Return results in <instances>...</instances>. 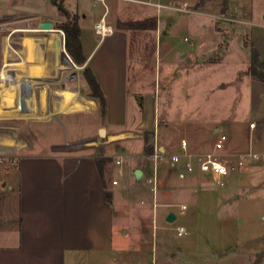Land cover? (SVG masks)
<instances>
[{
	"label": "crops",
	"instance_id": "0c3cea01",
	"mask_svg": "<svg viewBox=\"0 0 264 264\" xmlns=\"http://www.w3.org/2000/svg\"><path fill=\"white\" fill-rule=\"evenodd\" d=\"M184 2L193 12L215 18L216 34L208 45L202 38L190 42L183 35L178 39L179 31L185 29L179 25L187 27L188 20L176 11L191 12L176 8ZM89 3L63 0L68 10L78 14L84 56L79 68L84 97L93 107L83 109L89 102L73 91L79 102L77 108L62 110V104L56 106L57 111L49 116L26 122L17 138L11 134L14 143L2 148L11 149L12 158L0 159V264H240L239 254L244 264H251V253L261 251L259 264H264V241L258 237L261 232H253L255 241L247 245V254L238 245H214L207 251L194 241L172 242L163 232L158 238L157 232L158 226H166L169 211L176 214L171 207L186 203L177 199L175 189L214 182L197 170H183L181 139L186 140L190 153L204 152L212 148L207 137L214 138L217 124L230 120L225 117L214 121L213 131L202 129V138L197 137L204 123L200 118L181 122L191 127L189 131L169 132L174 120L180 119L179 115L173 117L174 111L179 112L178 107L173 108V101L177 96L180 100L186 97V87L193 80L197 82L210 66L227 62L234 43L237 51H245L248 63L231 79H221L220 86L243 82L252 95L264 101V81L247 73L240 75L249 64L248 44L252 43L264 59V12L251 19L242 18L232 12L230 0L225 12L221 0H206L198 6L196 0H106V9L100 2L101 10ZM209 3L216 6V12L199 9ZM105 10L114 30L98 40L92 25ZM137 22L139 25L133 24ZM241 25L247 26L248 32L242 33ZM68 61L72 65L67 67L76 66ZM85 66L91 68L105 96L104 114L89 96ZM59 114L66 120H60ZM159 123L163 124L161 129ZM147 130H153L149 142H156L161 151L181 154L177 163L168 159L159 162L154 194L148 180L151 153L144 150ZM223 148L221 153L225 155L247 150L241 136ZM96 156L110 159L103 176ZM245 167L261 173L255 185L252 181L245 185L249 192L258 190L261 197L262 162L248 163L227 176L222 186L233 175L245 172ZM136 169L141 170L139 175ZM234 182L227 187L237 188L240 180ZM261 212L264 218V210Z\"/></svg>",
	"mask_w": 264,
	"mask_h": 264
},
{
	"label": "rangeland",
	"instance_id": "374dc122",
	"mask_svg": "<svg viewBox=\"0 0 264 264\" xmlns=\"http://www.w3.org/2000/svg\"><path fill=\"white\" fill-rule=\"evenodd\" d=\"M74 1L67 0V3L71 4ZM178 1L182 3V0ZM230 3L232 12L242 18L251 19L258 16L260 12H264V0H230ZM89 5L98 10L102 9L101 3L94 0H90ZM250 7L253 12L250 11ZM199 9L217 11L216 6L211 3ZM176 12L181 14L182 19L188 20L186 21L187 27L179 25L185 29L179 31L178 39L186 35L190 42L202 38L203 43L208 45L213 41V36L216 34L213 27L215 20L213 16L193 11ZM65 19L66 17L51 0H0V88L25 90V103L9 104L1 110L0 159L12 158L11 149H2L14 143L15 139L11 138V134L17 138V132L26 122L33 121L35 118L47 117L57 111L56 106L64 101L58 89H66L65 91L72 99L73 108L79 106L76 94L89 102L88 107L83 109L93 107L92 102L84 97L82 69L79 68L81 64L69 57L77 68L74 70L67 68V64L69 66L72 64L69 63V58L64 52L61 51L58 55L59 68L49 76L42 72L20 69L17 63L21 58L13 52H10V59L6 60L4 57L3 45L6 38L16 50L30 51L34 46V41H39L44 46V43L49 42L48 36L50 35L56 43L57 39L62 38V31L64 32L62 28L56 26ZM43 20H50L55 28L40 29L39 23ZM201 24L205 26L202 27ZM241 28H243L242 33L248 32L247 26L241 25ZM244 42L246 43L245 40ZM236 48L234 43V50L229 52L227 62L210 66L206 74L203 73L201 78H197V82L193 80L191 86L186 87V97L180 100L177 96L174 99L172 106L173 108L178 107L179 112L174 111L173 117L179 115L180 119L174 120V125L170 127L169 132H173L172 130L189 131L191 127L186 124L181 125V122L200 118L204 120V123L197 137L202 138L203 130L213 131L214 121L220 122L221 118L230 117L229 121L217 124L218 131L225 132L227 135L224 147L228 146L234 138L241 136L246 149L264 152V101L259 98L260 96L252 95L243 82L240 84L234 82L225 87L220 86L221 79H231L238 68L243 69L248 63L245 51L242 49L237 51ZM28 95L32 100L31 107L28 106ZM59 119L66 120L62 114H59ZM251 119L256 125L249 129L248 122ZM59 125L62 128L60 122ZM162 126L163 124L159 123L160 129ZM12 130L16 133H12ZM61 130L63 132V129H60V133ZM60 136L62 137L63 134ZM215 137L216 134L214 138L208 136L207 141L213 145ZM244 170L245 172L239 175H233L225 186L217 185L209 180L204 183L199 182L192 188H184L180 185L175 189L176 194L179 195L177 199L186 201L187 208L180 212L178 206L171 207L176 212V218L172 221L164 220L165 227L158 226V238L163 232L172 242L194 241L207 251L214 245L222 247L238 245L246 254L247 245L255 241L252 236L253 232H261L258 237L264 241V218L261 214L263 213L261 210H264V195L261 194L260 197L257 194L258 190L249 192L245 187L248 181H252L255 185V182L262 176L260 172L248 170L247 167ZM235 180H240L238 189L228 188L227 186L234 184ZM158 223L161 224L159 221ZM177 224L185 226L184 234L176 233L174 226ZM261 253L263 252L251 253L250 259L253 261ZM239 255L240 264H244V257Z\"/></svg>",
	"mask_w": 264,
	"mask_h": 264
},
{
	"label": "built area",
	"instance_id": "2783aa9c",
	"mask_svg": "<svg viewBox=\"0 0 264 264\" xmlns=\"http://www.w3.org/2000/svg\"><path fill=\"white\" fill-rule=\"evenodd\" d=\"M101 2L106 9V0H94ZM145 1V0H142ZM149 1V0H147ZM183 11H193L186 2H184L181 6H178ZM93 31L98 40L103 37L111 34L114 30L112 24H110L106 20V10L93 21ZM62 31V30H61ZM61 48L70 56L65 47V34L62 31V38L60 39ZM71 57V56H70ZM255 126V122L252 120L249 122V127L253 128ZM227 140V135L225 132L217 131L216 137L213 141L212 148L206 150L204 152H199L196 154H192L187 150L186 140L184 138L181 139V147H182V155L185 156L182 162V168L184 171L193 172L197 170L198 172L209 175L215 184L223 185L225 183V179L227 176L233 173H237L243 166L248 163L253 162H262L264 163V152H258L252 149L242 150L236 152L231 155H225L221 153L222 148L224 147L225 141ZM151 175L148 180L150 181L149 189L154 193L157 190V172L159 162L161 160H170L172 163H177L181 161V154L173 153L166 154L161 151L159 145L154 142L153 149L151 152ZM117 163L119 159L115 160ZM187 207L186 203H178V209L180 212L185 210ZM175 231L178 235L184 234L186 232V228L183 224L175 225Z\"/></svg>",
	"mask_w": 264,
	"mask_h": 264
},
{
	"label": "trees",
	"instance_id": "16d2710c",
	"mask_svg": "<svg viewBox=\"0 0 264 264\" xmlns=\"http://www.w3.org/2000/svg\"><path fill=\"white\" fill-rule=\"evenodd\" d=\"M57 9L66 17V19L60 23L56 27H60L64 30L65 33V47L67 52L71 55V57L77 63H82L84 60V56L81 51L80 39H79V25L77 22L78 14L68 10L64 4L63 0H53ZM206 0H196L195 5H201ZM229 0H221V9L223 12L228 8ZM134 25H139V23H133ZM248 43V41H246ZM250 48V57L249 64L245 71L241 72L249 74L251 77L264 81V59H262L259 55V51L252 44H248ZM83 75L87 80L90 93L89 96L95 99L97 103V107L99 111L104 114L106 111V99L103 95V92L100 88V85L97 81V78L91 68L89 66H85L83 69ZM25 90H9V89H1L0 88V113L4 106L13 104V103H25L24 98ZM153 130H147L144 133L145 139V152H152V142H149V139L152 138ZM96 162L99 167V171L101 176L104 175V165L110 160L105 156H96ZM105 196L109 198L108 190L105 191ZM260 255L252 261L251 264H259Z\"/></svg>",
	"mask_w": 264,
	"mask_h": 264
},
{
	"label": "bare ground",
	"instance_id": "6f19581e",
	"mask_svg": "<svg viewBox=\"0 0 264 264\" xmlns=\"http://www.w3.org/2000/svg\"><path fill=\"white\" fill-rule=\"evenodd\" d=\"M48 37H49V42L44 43V46H42L39 41H34V46L31 47L30 51L18 50L15 53L17 54L18 58H21L20 61H18L17 63V66L20 69L42 72L43 74L49 76L59 68L58 55L61 51L64 52L69 58L68 54L61 48V46L55 45V40L52 37V35ZM3 46H4V57L6 60H8L10 59L9 57L10 52H14L15 49L11 47L9 41H5ZM67 68L76 69L77 67L71 66ZM58 93L59 95H62L64 97V101L62 102V110H71L74 105L68 92H66L65 90L58 89ZM27 102H28V106L31 107L32 100L29 95L27 96Z\"/></svg>",
	"mask_w": 264,
	"mask_h": 264
},
{
	"label": "water",
	"instance_id": "95a60500",
	"mask_svg": "<svg viewBox=\"0 0 264 264\" xmlns=\"http://www.w3.org/2000/svg\"><path fill=\"white\" fill-rule=\"evenodd\" d=\"M39 27L41 28H45V29H53L55 28L53 25H52V22L50 20H43L39 23ZM57 29V28H56ZM56 46H60V40H56V43H55ZM70 57V56H69ZM81 66V65H79ZM141 172L140 169H136L135 170V174L136 175H139V173ZM176 217V214L173 212V211H169L167 214H166V220L167 221H172L174 220Z\"/></svg>",
	"mask_w": 264,
	"mask_h": 264
}]
</instances>
